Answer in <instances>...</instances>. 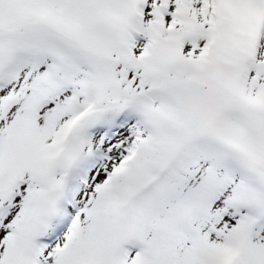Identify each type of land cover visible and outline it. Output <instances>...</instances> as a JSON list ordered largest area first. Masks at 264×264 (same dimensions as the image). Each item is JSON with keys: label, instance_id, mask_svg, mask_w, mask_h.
I'll list each match as a JSON object with an SVG mask.
<instances>
[{"label": "snow or ice", "instance_id": "6c2138e0", "mask_svg": "<svg viewBox=\"0 0 264 264\" xmlns=\"http://www.w3.org/2000/svg\"><path fill=\"white\" fill-rule=\"evenodd\" d=\"M0 264H264V0H0Z\"/></svg>", "mask_w": 264, "mask_h": 264}]
</instances>
